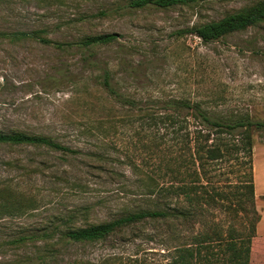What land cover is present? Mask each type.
<instances>
[{"label":"rangeland","instance_id":"obj_1","mask_svg":"<svg viewBox=\"0 0 264 264\" xmlns=\"http://www.w3.org/2000/svg\"><path fill=\"white\" fill-rule=\"evenodd\" d=\"M128 1L0 0V32L8 33H0V129L52 136L77 150L64 154L44 147L0 146V186L27 187L34 198L19 213L0 207V264H67L75 257L97 261L113 250H152L159 257L163 247L156 241L136 240L115 249L107 240L68 245L40 263L27 258L33 245L14 247L8 240L77 208L86 207L89 220L103 221L140 204L142 180L158 178L165 164L174 168L179 152L184 156L182 144L172 140L173 131L179 130L182 138L197 124L188 110L173 113L167 102L201 101L213 117L264 120V23L211 42L174 34L256 0H211L170 9H134ZM105 32L117 33L118 39L90 50H61L54 44ZM104 69L113 94L129 96L154 117L174 114L182 126L154 124V117L143 123L135 108L104 90ZM252 138L253 144L264 143V130ZM11 159L38 170L19 177L24 170L6 164ZM238 167L237 161L223 164L221 180H238ZM4 200L5 194L0 196ZM256 202L264 215V203L260 198ZM261 234L253 239L249 264H264Z\"/></svg>","mask_w":264,"mask_h":264},{"label":"trees","instance_id":"obj_2","mask_svg":"<svg viewBox=\"0 0 264 264\" xmlns=\"http://www.w3.org/2000/svg\"><path fill=\"white\" fill-rule=\"evenodd\" d=\"M208 1L211 0H129L128 6L134 9H170ZM262 23L264 0H256L219 19L177 29L174 34H193L203 42H211ZM0 33L8 35L7 32ZM19 35L33 36L28 32H20ZM39 37L44 43L50 42L43 36ZM117 39V33L105 32L83 34L73 41L54 44L61 50H68L72 46L90 50L112 44ZM101 84L109 96L113 95L130 109L135 108L138 119L143 123L154 117L146 108L135 106L136 100L129 96L113 94L110 73L106 69ZM167 104L173 113L188 110L197 124L193 131L186 130L181 138L179 130H174L176 124L182 126L177 116L168 113L153 118L154 124L160 121L164 126L174 128L172 140L182 144L180 149L184 156L179 152L174 168L165 164L164 171L158 172V178L142 180L140 204L124 208L116 217L103 221H91L86 207L77 208L67 215L49 218L38 229L17 233L8 243L14 247L33 245L32 255L27 258L40 263L56 258L62 249L71 244L110 240L116 249L118 245L136 240H151L163 247L157 252L159 257L152 250L133 254L113 250L97 261L75 257L67 264H249L253 239L257 238V223L261 217L255 203L252 137L255 131L264 130V120L232 115L213 117L201 101L179 98ZM0 146L44 147L64 154L77 153V150L52 136L17 129H0ZM11 160L6 164L24 170L19 177L38 170L37 167H27L21 160ZM232 161H237L238 169H242L238 180H221L223 164L228 165ZM168 175L172 179L164 180ZM174 177L180 179L174 180ZM3 194L5 200L0 201V207L13 213L26 210L34 201L27 187L16 184L0 186V196ZM25 198V201H21ZM261 240L264 242V238ZM263 242L260 244L261 250L264 249Z\"/></svg>","mask_w":264,"mask_h":264},{"label":"crops","instance_id":"obj_3","mask_svg":"<svg viewBox=\"0 0 264 264\" xmlns=\"http://www.w3.org/2000/svg\"><path fill=\"white\" fill-rule=\"evenodd\" d=\"M253 181L255 201L256 198H260L261 202L264 203V143L253 144ZM260 216L256 227L257 234H261L260 227L264 229V215L260 214ZM261 235H264V233Z\"/></svg>","mask_w":264,"mask_h":264}]
</instances>
